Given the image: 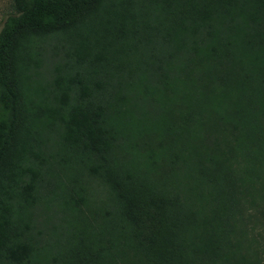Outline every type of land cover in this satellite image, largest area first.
<instances>
[{"label": "trees", "instance_id": "obj_1", "mask_svg": "<svg viewBox=\"0 0 264 264\" xmlns=\"http://www.w3.org/2000/svg\"><path fill=\"white\" fill-rule=\"evenodd\" d=\"M153 137L180 184L134 143ZM258 185L264 0H12L0 264H263Z\"/></svg>", "mask_w": 264, "mask_h": 264}, {"label": "rangeland", "instance_id": "obj_2", "mask_svg": "<svg viewBox=\"0 0 264 264\" xmlns=\"http://www.w3.org/2000/svg\"><path fill=\"white\" fill-rule=\"evenodd\" d=\"M12 12V0H0V29L3 26L4 20L6 19V17ZM58 57L61 58L63 60L64 58V54H58ZM60 61V60H59ZM138 139V138H137ZM136 145H138L137 147L140 149V151L144 154H148L149 150H156V154L152 155L151 159L148 162V165H150L151 169L154 171V174L156 175V179L159 182H162L165 185H170V186H174L177 185L178 183L180 184L182 181V178H178L179 175H181L179 173V175H176V172L169 170V167L161 162L160 160V152H159V146H158V139L157 138H151L150 140V144L149 146H147L146 141L144 142V139H140V140H135L134 142ZM118 144V143H117ZM119 146V144H118ZM115 147L114 152L118 151V153L116 152L115 155H113V161L117 162V163H121V154L119 153L120 150V146L119 148ZM139 172V173H138ZM137 174H141L142 172L145 173L144 171H138ZM181 180V181H180ZM258 186H255L253 190V195L248 194L246 196V198L242 199V204L244 205L245 209L244 211L247 213L246 214H252V220L254 217H259L258 212L260 210H263L264 208V200L261 199L260 195L258 194ZM171 188V187H169ZM260 188V187H259ZM245 197V196H244ZM248 197V198H247ZM254 198L256 199L254 204L250 203V200ZM260 208V209H259ZM248 219H246L247 222ZM247 224V233L250 236V238H254V241H250V239L248 238V242L251 244V246H253L254 248L252 249V251L256 248L260 254H261V258H262V263L264 264V226L262 225H258L255 226V224H251V223H246ZM253 228V229H252Z\"/></svg>", "mask_w": 264, "mask_h": 264}]
</instances>
